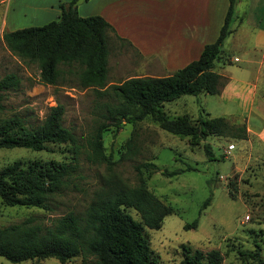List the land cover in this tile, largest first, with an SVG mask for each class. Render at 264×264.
<instances>
[{"label":"trees","instance_id":"16d2710c","mask_svg":"<svg viewBox=\"0 0 264 264\" xmlns=\"http://www.w3.org/2000/svg\"><path fill=\"white\" fill-rule=\"evenodd\" d=\"M238 1L229 0L216 41L206 44L197 59L164 76H135L108 84L109 37L115 29L101 15L81 16L73 6L75 0L60 4L59 19L42 26L5 31L3 40L13 53L38 64L43 83L56 84L62 73L75 72L81 87L93 88L99 95L112 99L105 103L104 120L96 130L92 152L88 154L90 161L106 162L110 166L114 162L104 152L103 130L111 125L120 129L123 119L136 122L152 116L164 130L191 136L195 141L209 135L247 138L245 124H230L222 116L200 114L193 119L188 113L169 116L162 110L165 102L186 94L220 92L226 77L216 70V64L223 56L225 39L232 32ZM117 38L124 42L121 37ZM19 84L16 73L0 77V110L4 92ZM64 113L65 106L59 102L36 126L19 115L0 118V149L24 147L40 151L50 144L73 145L69 160L16 159L1 168L0 198L5 205L51 210V198L78 168V138L63 124ZM205 146L212 151L209 144ZM142 167L150 172L157 169L154 162L137 166L135 185L126 184L114 174L108 175L82 215L71 210L55 217L48 225L28 217L0 226V255L12 262L55 258L65 263L81 255V264H158L145 236V227L161 228L165 216L174 212V208L149 188ZM210 200L209 197L204 206ZM128 208L136 210L140 220ZM197 225L198 219H195L185 226ZM255 245V258L264 264L261 245ZM183 255L182 264L223 262L219 249L204 252L185 246Z\"/></svg>","mask_w":264,"mask_h":264},{"label":"rangeland","instance_id":"374dc122","mask_svg":"<svg viewBox=\"0 0 264 264\" xmlns=\"http://www.w3.org/2000/svg\"><path fill=\"white\" fill-rule=\"evenodd\" d=\"M57 19L48 17L36 0H8L0 4V77L16 73L20 78L17 88L4 92L0 118L19 115L36 126L43 122L52 106L64 104L63 124L78 138L79 165L62 190L51 198V210L8 206L0 198V226L28 217L48 225L71 210L82 215L108 175L114 174L126 184L135 185L137 166L154 162L157 169L152 172L142 167L148 186L174 208V212L165 216L161 228L145 227V236L158 264H182L185 246L204 252L219 249L222 264H260L255 258V244L261 245L264 260L262 160L255 158L256 153L254 157L248 155L243 138L209 135L195 141L191 136L164 130L155 118L148 116L136 122L123 119L118 130L114 125L104 129V152L114 163L109 166L106 162L90 161L91 142L104 120L105 103L112 99L99 95L93 88L81 87L75 72L62 73L56 84L43 83L38 64L13 53L3 40L5 31L42 26ZM109 47L108 84L135 76L163 74L155 70V60L135 52L114 33L110 34ZM212 97L215 94H186L165 102L162 110L169 116L188 113L196 119L211 109L214 116L218 106ZM71 153V144H50L40 151L1 148L0 169L16 159L69 160ZM209 197V204L204 206ZM127 211L140 220L136 210ZM195 219H198L196 227L185 226ZM81 260L79 255L65 263L55 258L12 262L0 255V264H81Z\"/></svg>","mask_w":264,"mask_h":264},{"label":"crops","instance_id":"0c3cea01","mask_svg":"<svg viewBox=\"0 0 264 264\" xmlns=\"http://www.w3.org/2000/svg\"><path fill=\"white\" fill-rule=\"evenodd\" d=\"M71 1L36 0L51 19L60 17L61 3ZM77 8L81 16H103L114 27V35L156 61L155 70L163 74L151 76H164L197 59L206 44L216 41L229 0H85ZM223 50L216 70L226 82L212 97L218 106L214 116L245 124L243 147L264 163V0L238 1ZM205 114L214 117L211 109Z\"/></svg>","mask_w":264,"mask_h":264},{"label":"water","instance_id":"95a60500","mask_svg":"<svg viewBox=\"0 0 264 264\" xmlns=\"http://www.w3.org/2000/svg\"><path fill=\"white\" fill-rule=\"evenodd\" d=\"M85 0H75V2L73 3L74 7H77L80 3L84 2Z\"/></svg>","mask_w":264,"mask_h":264},{"label":"built area","instance_id":"2783aa9c","mask_svg":"<svg viewBox=\"0 0 264 264\" xmlns=\"http://www.w3.org/2000/svg\"><path fill=\"white\" fill-rule=\"evenodd\" d=\"M232 147V146H231Z\"/></svg>","mask_w":264,"mask_h":264}]
</instances>
